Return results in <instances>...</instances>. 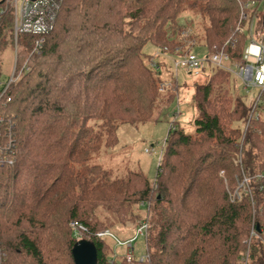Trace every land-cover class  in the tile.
<instances>
[{"label":"trees","instance_id":"1","mask_svg":"<svg viewBox=\"0 0 264 264\" xmlns=\"http://www.w3.org/2000/svg\"><path fill=\"white\" fill-rule=\"evenodd\" d=\"M244 1L61 0L41 51L17 53L28 70L0 85V264H74L79 225L98 264H264V94L252 108L228 69L191 74L193 130L171 122L153 181L140 170L79 168L117 143L119 125L160 120L174 98L160 84L170 74L179 85L169 59L154 68L143 47L186 49L176 39L184 7L205 21L206 52H226V67L244 62L253 21L264 36L261 10ZM4 3L0 52L13 44ZM127 222L134 231L146 223L142 261L111 254L125 245L97 235L127 241L113 230Z\"/></svg>","mask_w":264,"mask_h":264},{"label":"rangeland","instance_id":"2","mask_svg":"<svg viewBox=\"0 0 264 264\" xmlns=\"http://www.w3.org/2000/svg\"><path fill=\"white\" fill-rule=\"evenodd\" d=\"M257 7L259 8V10H261V15H263L264 0H258ZM261 17L262 16H260V20L262 19ZM178 22L182 26V32L185 30L189 31L187 37L185 34H178L176 39H179L178 41H180V46L184 48H186L187 46L189 48L193 47L192 51L197 55L206 54L207 52L205 48L201 46L203 31L202 26L205 22L202 16L199 15L197 12L193 11L192 9L190 10L189 7L186 6L184 7L180 18H178ZM251 28L252 29L250 30V33L254 36V40H258V38L262 35L261 33L256 32L258 30L257 23H255ZM257 33H259V35ZM173 43L168 44V46H173ZM249 43L250 36L244 44V52ZM143 51L147 54L152 55L153 60H161V56H157L158 49L155 48L152 44H145L143 47ZM17 55V60L21 61L20 64H18L15 60V51L13 44H7V47L2 52H0L1 82L7 80V77L9 76L13 65L15 67L14 71L16 73L21 72L19 79L24 75L25 70L23 69V64L25 63V58H19V54ZM170 57L173 56L171 55ZM164 59L167 60L169 59V57L166 55L164 56ZM238 64L240 63L235 62L229 65V67L231 68V80L233 83V88L235 89L236 87L238 92L244 95L246 94V91L243 87V82L235 74V65ZM242 64H244V62ZM209 67L211 66H206L207 70ZM169 72L173 74L174 69L170 67ZM168 76H166L165 79H167L166 81L170 83V74ZM201 79L202 78H199L198 80L200 81ZM193 80V75L178 70L177 84L179 85V87L174 86V83L172 82V89L170 91H167V93L173 94L174 98L162 109L159 121L147 122L144 124L137 125L127 123L119 125L116 132L118 138L117 143L112 148H102L99 153L90 156L88 161L80 165L79 168L81 170H84L87 166L99 164L107 169H110L114 175L122 177L125 176L127 170H140L146 175V177L150 181H153L156 166L158 163V151L163 145L164 138L167 134L171 122L177 121L178 125L187 132H192L193 130L192 122L195 117V107L191 100ZM256 93L257 89L255 87L248 88L249 97L255 95ZM151 147L154 149V152L152 154L145 153V149ZM142 212V210L139 211V214L141 215ZM75 227L76 226H74L73 228L74 235L77 239H80L83 236L81 228ZM134 228V223L127 222L124 225L114 226L113 230L116 232L119 238L123 239L134 235ZM132 245L135 249V254L141 255V253L144 252V235L136 237ZM123 249L124 247L116 248V246H114V249H112L111 254H119V251L120 253L121 251L125 252L126 248L125 250ZM112 258H115L114 255L112 256Z\"/></svg>","mask_w":264,"mask_h":264},{"label":"built area","instance_id":"3","mask_svg":"<svg viewBox=\"0 0 264 264\" xmlns=\"http://www.w3.org/2000/svg\"><path fill=\"white\" fill-rule=\"evenodd\" d=\"M5 7L11 11L12 14V31H13V45L15 51V60L17 52L22 50L28 53H38L41 51L45 35H47L54 27L57 12L61 3V0H4ZM256 0H246L242 3V9H252L256 5ZM0 12H2L0 10ZM246 17V15H244ZM251 23V27H253ZM189 31L185 30L182 34H187ZM250 43L246 47L243 54L244 64L235 65V74L243 82V87L248 95V88L255 87L257 93L251 96L253 101L252 108H256L259 104L263 102L264 94V36H260L258 40H254L253 35L249 32ZM30 39L29 43L20 44L19 40L21 38ZM172 56L167 47L158 49L157 56L169 57L171 62V67L174 69L173 77L177 80V71L181 70L184 73L198 75L206 66H218L221 68L228 69L231 71L230 67H226L228 62V55L224 51H212L207 52L204 55H197L187 47L186 49L175 46L172 51ZM25 72L28 70L26 62L23 64ZM151 65L154 68H158L157 61L151 60ZM15 67L13 68L7 77L6 81H0V85H5L4 90L10 83H14L19 80L20 73H16ZM171 87L169 82H162L160 84L159 90L163 91L166 88ZM154 149L147 148L145 153L152 154ZM159 157L161 156V149L158 151ZM10 162V161H9ZM74 225V223H73ZM83 229L82 226H78ZM146 230V223L142 222L135 230L134 235L127 241H120L115 234L109 230H103L97 232L98 236H109L116 241L117 245H125L126 251L124 256L127 261H129L135 254V249L132 242L136 237L144 235ZM146 254L139 255V260L146 258Z\"/></svg>","mask_w":264,"mask_h":264},{"label":"water","instance_id":"4","mask_svg":"<svg viewBox=\"0 0 264 264\" xmlns=\"http://www.w3.org/2000/svg\"><path fill=\"white\" fill-rule=\"evenodd\" d=\"M261 26L264 27V12L261 19ZM71 255L74 264H98L95 245L89 240H77L71 248Z\"/></svg>","mask_w":264,"mask_h":264},{"label":"bare ground","instance_id":"5","mask_svg":"<svg viewBox=\"0 0 264 264\" xmlns=\"http://www.w3.org/2000/svg\"><path fill=\"white\" fill-rule=\"evenodd\" d=\"M254 37V36H253Z\"/></svg>","mask_w":264,"mask_h":264}]
</instances>
